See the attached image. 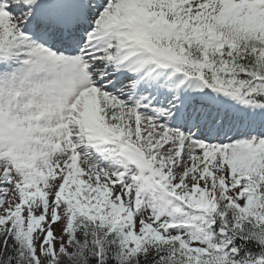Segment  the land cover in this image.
I'll return each mask as SVG.
<instances>
[{
    "label": "snow or ice",
    "instance_id": "1",
    "mask_svg": "<svg viewBox=\"0 0 264 264\" xmlns=\"http://www.w3.org/2000/svg\"><path fill=\"white\" fill-rule=\"evenodd\" d=\"M0 264H264V0H0Z\"/></svg>",
    "mask_w": 264,
    "mask_h": 264
}]
</instances>
